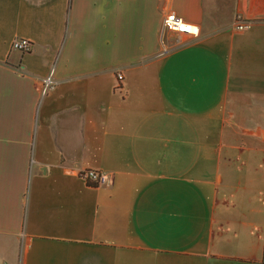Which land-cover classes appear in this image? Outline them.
Wrapping results in <instances>:
<instances>
[{
    "label": "crops",
    "instance_id": "crops-1",
    "mask_svg": "<svg viewBox=\"0 0 264 264\" xmlns=\"http://www.w3.org/2000/svg\"><path fill=\"white\" fill-rule=\"evenodd\" d=\"M0 264H264V0H0Z\"/></svg>",
    "mask_w": 264,
    "mask_h": 264
},
{
    "label": "built area",
    "instance_id": "built-area-1",
    "mask_svg": "<svg viewBox=\"0 0 264 264\" xmlns=\"http://www.w3.org/2000/svg\"><path fill=\"white\" fill-rule=\"evenodd\" d=\"M251 18L242 17L236 13L233 19V28L240 31L250 27ZM198 25L192 22L185 21L182 17L173 11L166 12L160 20V32L164 30H172L178 35H196L198 33ZM10 46L17 50H27L30 46V41L24 37H14L11 40ZM116 77L120 78L121 74L116 73ZM53 83L51 75L45 76L41 81L40 91L43 93ZM78 176L90 184H105L108 181V175L98 169L81 168L77 172Z\"/></svg>",
    "mask_w": 264,
    "mask_h": 264
},
{
    "label": "rangeland",
    "instance_id": "rangeland-1",
    "mask_svg": "<svg viewBox=\"0 0 264 264\" xmlns=\"http://www.w3.org/2000/svg\"><path fill=\"white\" fill-rule=\"evenodd\" d=\"M171 45H168L163 40L162 32L158 35V46L156 49V55H161L166 53L170 49Z\"/></svg>",
    "mask_w": 264,
    "mask_h": 264
}]
</instances>
